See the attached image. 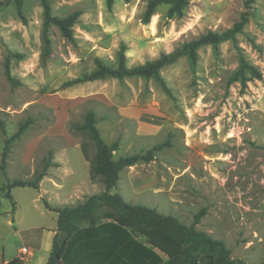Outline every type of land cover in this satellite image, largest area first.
Returning a JSON list of instances; mask_svg holds the SVG:
<instances>
[{
	"label": "rangeland",
	"instance_id": "1",
	"mask_svg": "<svg viewBox=\"0 0 264 264\" xmlns=\"http://www.w3.org/2000/svg\"><path fill=\"white\" fill-rule=\"evenodd\" d=\"M49 2L55 15L78 11V16L73 43L57 27H50L51 52L46 59L40 0H23L21 14L13 0L0 6V119L5 128L0 129V163L6 136L20 120L34 119L10 144L0 185L13 178L29 179L43 157L63 146L58 135L43 138L32 165L23 166L19 156L26 140L41 136L62 118L67 133L81 141L69 122L81 121L92 109L103 139L118 143L114 158L167 143L153 152L152 160L124 168L111 193L171 214L185 225L204 208L197 229L223 240L232 258L264 261V0H189L180 18L167 17V6L161 5L147 23L142 21L145 0H114L110 8L105 0ZM242 13L248 20L234 40L219 43L216 50L211 45L200 47L193 68L181 57L161 69L172 96L152 78L66 84L94 69L95 57L114 66L123 47L126 65L140 64L208 30L224 31ZM240 55L257 67L259 77L232 80ZM6 62L19 81L16 85L5 75ZM89 143L93 155L95 147ZM68 151L76 172L66 179L65 193L75 180L89 176L81 148ZM82 189L94 192L88 186ZM11 190L16 211H5L9 201L0 199V260L23 246L33 250L26 229L41 226L47 235L56 225L42 202L35 203L45 216L39 217L30 206L36 190ZM49 200L58 202L53 195Z\"/></svg>",
	"mask_w": 264,
	"mask_h": 264
},
{
	"label": "trees",
	"instance_id": "2",
	"mask_svg": "<svg viewBox=\"0 0 264 264\" xmlns=\"http://www.w3.org/2000/svg\"><path fill=\"white\" fill-rule=\"evenodd\" d=\"M9 0L0 1L3 6ZM128 1V0H125ZM252 2L253 0H247ZM17 12L21 14L23 0H13ZM114 0H105L107 7H111ZM42 6V58L46 59L51 52L50 27L58 28L60 34L68 41L75 42L73 25L78 16V11L65 16L53 14L49 0H40ZM189 0H145V9L142 15L144 23L149 22L151 16L161 5H166V16L180 18L183 16ZM246 13H242L239 20L230 28L222 32L208 30L195 39L182 42L170 52H162L157 57L143 63L127 66L124 48L121 47L116 54L114 66L107 65L100 57L93 59L95 68L79 77L70 79L66 84L93 81L97 79L143 77L154 79L164 92L172 96L171 88L161 76V69L185 57L193 68L198 58V50L205 45H211L215 50L219 43L225 40H234L235 35L242 31L247 23ZM5 75L12 85L19 81L10 73L8 62L5 63ZM257 67L248 62L242 55L239 57L237 69L232 74V80L245 81L251 77H259ZM34 121L30 116L18 122L16 130L6 136L1 152L0 169L4 171L5 160L10 144L19 138ZM0 129L5 132L3 121L0 119ZM69 129L81 135L80 148L84 158L89 163V177L91 182H100L103 190L99 193L86 195L75 204L52 206L43 200L47 209L57 213L56 229L52 238L51 248L46 264H61V256L65 250L68 239L82 226L93 227L101 220H112L118 226L127 229L135 237H142L153 248L158 249L166 256V260L156 264H264L260 262H246L243 259L232 258L230 251L223 240L212 237L205 231L195 227L200 216L204 213L201 209L194 217L193 223L185 225L171 214H163L155 208L126 201L118 192L111 193L119 180V173L124 168L138 161L153 159V152L161 149L167 143L153 145L145 152L133 153L117 158L113 152L117 149V141L106 142L96 125L95 114L92 109L85 112L81 121L69 122ZM91 142L95 151L89 154ZM52 153L49 152L41 162L36 164L29 179L13 178L0 185L4 196L12 200L13 187H31L37 189L42 177L49 166L53 165ZM23 260L14 258L5 264H22Z\"/></svg>",
	"mask_w": 264,
	"mask_h": 264
},
{
	"label": "crops",
	"instance_id": "3",
	"mask_svg": "<svg viewBox=\"0 0 264 264\" xmlns=\"http://www.w3.org/2000/svg\"><path fill=\"white\" fill-rule=\"evenodd\" d=\"M53 135H58L63 139V146L59 152L52 154L51 161L53 165L48 167L46 174L39 183V187L37 189L33 188L37 193L30 200V206L38 210L39 217L45 216V212L39 209V205L35 202L40 201L43 206V200L52 206L69 205L68 203L70 202L67 201H72L73 199L79 201L84 196L90 195L82 189L83 186L93 189L92 191L94 192L91 194L99 193L103 190V185L100 182H91L88 176L85 180H75L72 184L73 188L65 193L66 179L75 175L76 172L73 159L68 150L72 147H80V141L67 133L62 118L49 126L41 136L26 140L19 156V163L23 166L32 165L37 156L41 140L43 138H51ZM82 158L85 162L82 163L85 164L83 166H86L89 171L88 161L83 155ZM32 172L33 169L31 170ZM10 193L13 197L12 190ZM49 195H53L58 202L56 204L51 203ZM63 195L66 198H63ZM2 198L7 197L0 191V199ZM7 199L9 203H4L5 211H16L17 202L14 198L12 200ZM43 208L49 211L51 216L57 218L55 211L47 209L45 206ZM55 229L56 225L48 231L47 235H44L41 226H32L25 230L26 234L31 235L34 246L32 247L33 250H29V254L22 264H46ZM23 247L19 248L13 256L2 258L0 264L19 258ZM165 260L166 256L149 245L144 238L135 237L127 229L118 226L112 220H101L93 227H80L68 239L61 256V264H156Z\"/></svg>",
	"mask_w": 264,
	"mask_h": 264
},
{
	"label": "built area",
	"instance_id": "4",
	"mask_svg": "<svg viewBox=\"0 0 264 264\" xmlns=\"http://www.w3.org/2000/svg\"><path fill=\"white\" fill-rule=\"evenodd\" d=\"M29 254V250L26 247H23L20 251V259L24 260Z\"/></svg>",
	"mask_w": 264,
	"mask_h": 264
}]
</instances>
